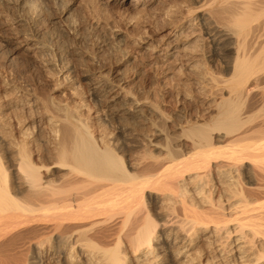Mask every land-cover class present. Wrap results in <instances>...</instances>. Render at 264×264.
Masks as SVG:
<instances>
[{
	"label": "bare ground",
	"instance_id": "1",
	"mask_svg": "<svg viewBox=\"0 0 264 264\" xmlns=\"http://www.w3.org/2000/svg\"><path fill=\"white\" fill-rule=\"evenodd\" d=\"M0 264H264V0H0Z\"/></svg>",
	"mask_w": 264,
	"mask_h": 264
},
{
	"label": "rangeland",
	"instance_id": "2",
	"mask_svg": "<svg viewBox=\"0 0 264 264\" xmlns=\"http://www.w3.org/2000/svg\"><path fill=\"white\" fill-rule=\"evenodd\" d=\"M74 11H76L78 13V15L80 14L79 16L81 19L86 18V20H88L89 22L95 23L98 21L100 24H104V26L108 25L109 27H114V29H116L117 27H119V28L122 27L121 18L118 17L116 14L104 13V15L99 17V16H94L91 13L86 14L85 11L79 12L77 8H74ZM80 33H81V40L86 41V43L90 42L87 39V37H88L87 35H89L90 39L94 38L95 41H98V44H100V43L104 44L105 42H103V41H106L105 38L102 36V34H100L99 30L94 31L88 26L83 27V31H81ZM251 87H254V85H252Z\"/></svg>",
	"mask_w": 264,
	"mask_h": 264
}]
</instances>
